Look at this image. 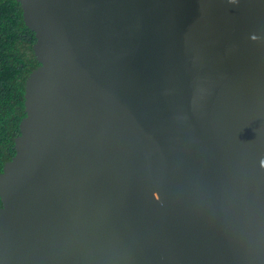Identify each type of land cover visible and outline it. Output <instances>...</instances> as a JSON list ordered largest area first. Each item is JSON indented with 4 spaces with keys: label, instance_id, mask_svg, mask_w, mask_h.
Segmentation results:
<instances>
[{
    "label": "water",
    "instance_id": "water-1",
    "mask_svg": "<svg viewBox=\"0 0 264 264\" xmlns=\"http://www.w3.org/2000/svg\"><path fill=\"white\" fill-rule=\"evenodd\" d=\"M16 1L0 264H264V0Z\"/></svg>",
    "mask_w": 264,
    "mask_h": 264
},
{
    "label": "trees",
    "instance_id": "trees-1",
    "mask_svg": "<svg viewBox=\"0 0 264 264\" xmlns=\"http://www.w3.org/2000/svg\"><path fill=\"white\" fill-rule=\"evenodd\" d=\"M35 35L16 0H0V173L14 155V140L25 116V81L38 67ZM1 207V201H0Z\"/></svg>",
    "mask_w": 264,
    "mask_h": 264
}]
</instances>
